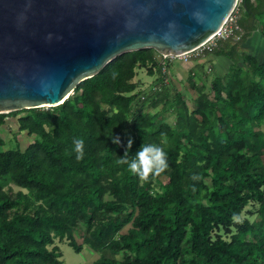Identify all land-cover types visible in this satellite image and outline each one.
I'll return each instance as SVG.
<instances>
[{
	"label": "trees",
	"instance_id": "obj_1",
	"mask_svg": "<svg viewBox=\"0 0 264 264\" xmlns=\"http://www.w3.org/2000/svg\"><path fill=\"white\" fill-rule=\"evenodd\" d=\"M239 23L241 41L195 59L232 64L224 76L189 72L193 107L171 80L174 64L164 71L146 48L119 55L58 106L0 114V264H63V240L100 253L93 264H264V60L241 53L248 33L264 34V0H243ZM141 69L155 77L146 88ZM10 116L36 135L25 149L1 135ZM144 143L164 147L169 164L148 182L117 164Z\"/></svg>",
	"mask_w": 264,
	"mask_h": 264
},
{
	"label": "water",
	"instance_id": "obj_2",
	"mask_svg": "<svg viewBox=\"0 0 264 264\" xmlns=\"http://www.w3.org/2000/svg\"><path fill=\"white\" fill-rule=\"evenodd\" d=\"M238 0H0V114L64 103L127 52H192Z\"/></svg>",
	"mask_w": 264,
	"mask_h": 264
},
{
	"label": "rangeland",
	"instance_id": "obj_3",
	"mask_svg": "<svg viewBox=\"0 0 264 264\" xmlns=\"http://www.w3.org/2000/svg\"><path fill=\"white\" fill-rule=\"evenodd\" d=\"M195 60V59H194ZM194 60H189V62H182L179 60L171 59L170 63L174 64V68L179 69V67H183V73L181 71H177L178 74L172 72L171 80H175L178 89L183 92L188 93V103L191 107L194 105V97L195 91L189 90L187 86V78L189 75L188 69H190V63ZM182 64V65H181ZM178 65V66H175ZM184 65V66H183ZM186 66V67H185ZM211 67V66H210ZM208 67L206 71L212 73L213 68ZM155 77L148 75L145 69H141L138 72L137 77L135 78L137 81L145 82L143 87H148ZM149 83V84H148ZM171 120H173V115L170 116ZM1 135L6 140L8 148H16L17 145L20 146L22 149H25L30 143H32L36 139V135H30L26 131H19V126L17 123V117L10 116L7 118L6 124L1 128ZM12 190L14 192L18 191L19 188L17 186L12 185ZM78 242L81 244L83 242L82 230L78 232ZM56 244L59 246L62 252V261L63 264H93L99 257L100 253L93 251L88 246H84L81 252H77L67 240L57 241Z\"/></svg>",
	"mask_w": 264,
	"mask_h": 264
},
{
	"label": "clouds",
	"instance_id": "obj_4",
	"mask_svg": "<svg viewBox=\"0 0 264 264\" xmlns=\"http://www.w3.org/2000/svg\"><path fill=\"white\" fill-rule=\"evenodd\" d=\"M113 143L119 144L120 138L118 136L113 137ZM168 141L166 136L162 137L161 145H167ZM133 141L129 139L128 149L132 147ZM74 150L76 152L77 160L83 159V140L77 139L74 141ZM128 152H125L124 157H121L117 164L127 165L128 171L137 176L141 182H148L150 179L161 176L169 168L167 153L164 147L157 144H143L140 150L136 153L135 158L129 160ZM193 179H199L197 176H193Z\"/></svg>",
	"mask_w": 264,
	"mask_h": 264
},
{
	"label": "built area",
	"instance_id": "obj_5",
	"mask_svg": "<svg viewBox=\"0 0 264 264\" xmlns=\"http://www.w3.org/2000/svg\"><path fill=\"white\" fill-rule=\"evenodd\" d=\"M242 4L243 0H238L236 8L228 17L222 28L196 50L183 55L161 54L162 62L164 63V71L167 72L166 63L171 61V59L189 62V60L204 57L208 52H212L219 46L221 40L232 38L235 41H241L245 34L244 28L239 23ZM166 82H169L168 79Z\"/></svg>",
	"mask_w": 264,
	"mask_h": 264
},
{
	"label": "crops",
	"instance_id": "obj_6",
	"mask_svg": "<svg viewBox=\"0 0 264 264\" xmlns=\"http://www.w3.org/2000/svg\"><path fill=\"white\" fill-rule=\"evenodd\" d=\"M241 53L253 54L258 59L262 61L264 60V34L260 28L248 33V37L241 45ZM190 64L191 65L189 67L190 69H188V72H190L193 68L196 69L198 65H204L205 69H208V67L210 66L213 68V71L211 73L212 75L224 76L229 71L232 61L224 55L212 54L208 57H205L199 60H194ZM175 66H178V65H175ZM182 69L181 67H179L178 70L181 71ZM178 70L177 68H174L173 72L178 74L177 73ZM182 73H183V70H182Z\"/></svg>",
	"mask_w": 264,
	"mask_h": 264
}]
</instances>
